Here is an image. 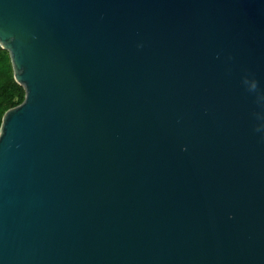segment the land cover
I'll return each instance as SVG.
<instances>
[{
  "label": "water",
  "instance_id": "obj_1",
  "mask_svg": "<svg viewBox=\"0 0 264 264\" xmlns=\"http://www.w3.org/2000/svg\"><path fill=\"white\" fill-rule=\"evenodd\" d=\"M0 48V264H264V0H0Z\"/></svg>",
  "mask_w": 264,
  "mask_h": 264
},
{
  "label": "trees",
  "instance_id": "obj_2",
  "mask_svg": "<svg viewBox=\"0 0 264 264\" xmlns=\"http://www.w3.org/2000/svg\"><path fill=\"white\" fill-rule=\"evenodd\" d=\"M24 100V90L13 79L8 52L0 48V125L4 113Z\"/></svg>",
  "mask_w": 264,
  "mask_h": 264
}]
</instances>
